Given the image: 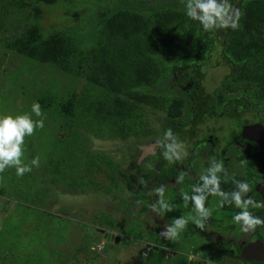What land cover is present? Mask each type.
Here are the masks:
<instances>
[{
	"label": "trees",
	"instance_id": "1",
	"mask_svg": "<svg viewBox=\"0 0 264 264\" xmlns=\"http://www.w3.org/2000/svg\"><path fill=\"white\" fill-rule=\"evenodd\" d=\"M57 1L8 0L17 9L29 6L34 19L40 18L41 8L38 4H54ZM230 2L242 13L240 26L234 31L203 32L196 21L184 15L183 3L170 6L166 0H151L147 5L144 2L135 5V0H122L111 10L104 9L105 15H98L95 43L82 53V59L71 34L54 30L42 37L37 22L26 23L25 31L11 37L5 43V48L20 55L25 61L53 64L64 72H79L80 61L84 60L86 68L81 76L85 82L79 92H72L67 98L59 97L55 102L54 95L47 97L38 94V91L35 100L41 107L52 111L49 113L52 118L62 119L61 128L79 125L93 135L106 139L129 137L134 150H138L140 145H144L145 150L152 147L144 162L147 170L142 173L141 180L145 183L153 176L152 184L158 186L172 179L177 174L176 165L186 160L169 165L161 158V149L156 147V140L147 134L151 128L142 113L144 104L154 111L152 121L153 126L156 125L154 130L159 133L157 140L161 139L168 128L180 140L197 139L198 142L191 139L189 142L192 144L185 145L189 154L198 143H202V140H198L200 138L195 137V128L203 123L206 116L233 118L235 121L246 113V119L253 121L258 111L264 109V0ZM9 11L6 8L0 11V32ZM76 58L78 62L73 67L72 62ZM213 65L228 69L221 82H240L243 84L242 92L225 95L221 91V82L216 90L205 91L204 74ZM161 73L175 78L173 87H179V94L164 97L153 90L161 87V82L156 88L154 86ZM217 111L219 116H215ZM203 134L201 138L204 139L207 131ZM66 135L72 137L75 133L70 131ZM72 143L68 142L65 135L64 139L58 135L51 140V151L44 165V171L49 177L45 187L55 181H64L72 189L82 186L98 188V183L89 177L93 173L105 171L109 184L104 190L107 193L111 190L117 192L115 188L119 179L112 170L119 168L111 165L103 153H89L83 157V152ZM79 168L82 172L78 174ZM233 177L242 179L235 175L229 178L222 175L221 185L224 190L232 189ZM198 178L189 180L190 185L197 183ZM244 180L250 182L249 179ZM142 187L140 183V187L129 198L134 206L148 205L151 188ZM209 202L210 197L206 200V206ZM188 207L190 204L185 206L183 203L181 206L182 209ZM237 211L232 206H225L221 210L222 213H229L223 215L228 218ZM250 211L261 217L255 210ZM101 221V228L105 226L110 229L113 225L111 219ZM168 243L173 246L172 242ZM169 249L172 250L169 247H151L142 264H193L192 260L191 263L187 262L183 255L166 259V250L168 252Z\"/></svg>",
	"mask_w": 264,
	"mask_h": 264
},
{
	"label": "rangeland",
	"instance_id": "2",
	"mask_svg": "<svg viewBox=\"0 0 264 264\" xmlns=\"http://www.w3.org/2000/svg\"><path fill=\"white\" fill-rule=\"evenodd\" d=\"M120 1L122 0H59L54 4L37 3L41 8V14L39 19H34L29 6L17 9L8 0H0V11L4 8L10 10L0 32V113L12 115L30 113V106L36 101L38 91V94L47 97L54 95L56 97L54 101L57 102L59 97L67 98L72 92H79L85 82L81 76L86 68L84 60L80 61V70L75 73L64 72L49 63L25 61L20 55L5 48V43L10 41L11 37L21 34L26 23L37 22L42 37L54 30L71 34L82 59V53L95 43L98 15H105L104 9L111 10ZM135 1V5H139L140 2L147 5L151 2ZM166 1L170 6L182 3L181 0ZM77 62L76 58L72 66L76 67ZM227 71L228 69L221 65L210 66L204 74L205 91L216 90ZM160 82L161 87L157 89ZM154 84L156 89L153 90L164 97L180 93L179 87H173L175 78L171 76L161 73ZM221 86V91L225 95H234L243 90V84L234 80L223 82ZM41 110L45 118V127L42 131H36L32 137L26 138L24 146L25 162L39 158V167L23 177L13 175L14 169H6L0 173V264H142L145 258L141 256V252L145 253L146 247L150 249L153 246L167 249L169 247L173 251H178L175 253L176 258L183 255L189 263L191 260L193 264L206 262L208 256L206 250L210 244L213 245L212 226L221 223H217L212 217L208 219L204 230L196 228L189 220L187 229L181 233L173 246L158 236V233L171 223L173 217L194 215L189 207L181 208L182 189L174 182L175 177L162 184L165 198L173 204L178 201L172 212L165 215L153 212L150 205L157 199L155 195H151L147 200V206L142 204L134 206L129 202L132 193L140 187L141 175L145 172L144 145L134 150L131 148L129 137L106 139L93 135L91 131L79 125L61 128L60 117L52 118L49 114L52 111L46 107H41ZM142 113L151 128L147 134L157 141L159 133L153 128L156 126H153L152 121L153 109L144 104ZM215 116H219L218 111ZM234 125L235 122L228 119L206 116L203 123L195 128V133L201 138L204 131H212L221 137L222 134L224 136L229 134V128ZM70 131L75 135L72 137L66 135ZM58 135L63 139L65 135L70 143L73 141V146H77L83 152L81 153L83 157L89 153H103L111 165H116L119 169L112 171L119 179L115 188L117 192L111 190L107 193L104 190L109 184L105 171L93 173L89 177L91 181L98 183V188L82 186L72 189L64 181H55L45 187L49 179L44 171L51 151L49 144ZM190 140L182 141L185 145H191ZM203 141L207 149L190 150L187 157V163L193 167L195 174H201V171L209 166L211 158L208 153L214 144L213 138L209 137ZM80 169H77L78 174L82 172ZM109 170L110 168L107 169ZM148 187L153 189L150 177L142 188ZM211 200L212 204L214 202L216 204V197L211 196ZM105 219H111L113 225L110 229L100 227L103 226L101 220ZM100 229H107L118 236L117 242L105 243L98 231ZM223 230L226 229L222 228ZM241 232L240 228H237L226 234V237L239 235ZM192 247L197 250V254L193 252ZM23 259L26 263L22 262Z\"/></svg>",
	"mask_w": 264,
	"mask_h": 264
},
{
	"label": "clouds",
	"instance_id": "3",
	"mask_svg": "<svg viewBox=\"0 0 264 264\" xmlns=\"http://www.w3.org/2000/svg\"><path fill=\"white\" fill-rule=\"evenodd\" d=\"M184 5V15L196 21L203 32L214 33L220 30H236L242 15L240 9L234 7L230 0H181ZM35 117V119L33 118ZM45 127L41 105L33 101L30 113L3 114L0 113V173L6 169H14L17 177H23L38 168L39 158H33L27 163L24 160L25 139L30 138L36 131ZM156 147L161 149V158L169 165L179 164L189 156L188 148L178 138L171 128L163 132L161 139L156 141ZM226 172L221 160L210 158L209 166L199 175L198 182L190 185V190L180 194L181 201L188 206L194 215L188 217L179 215L173 217L171 223L166 225L158 236L167 242H176L184 232L191 220L192 224L204 230L208 219L212 217V209L206 206L210 196L217 198L216 206L223 208L232 206L238 211L231 217L234 224H238L240 231L253 232L258 226L264 225V219L254 215L251 209L264 207V203L252 199L249 195L250 184L244 179H231L232 189L229 191L221 187V177ZM186 173L181 172L175 177V183H183ZM140 183L143 185L144 181ZM149 195L157 199L150 205L153 212L165 215L175 208L165 198L163 185L154 187Z\"/></svg>",
	"mask_w": 264,
	"mask_h": 264
},
{
	"label": "flooded vegetation",
	"instance_id": "4",
	"mask_svg": "<svg viewBox=\"0 0 264 264\" xmlns=\"http://www.w3.org/2000/svg\"><path fill=\"white\" fill-rule=\"evenodd\" d=\"M246 117V113H243L239 118H236L234 121L235 125L229 128V134H226L225 136L222 134V136L220 135L221 137H219V135L215 132L207 131V137L204 139H208L209 137L213 138L214 144L208 154L211 158L214 157L215 159L223 162L224 168L226 169V172H228L227 176L225 175L226 172L223 175L226 178L235 175L236 177L242 179H249V195L252 199L264 203V109L258 111L257 117L253 121H248ZM228 120L233 121L234 119L229 118ZM256 124L259 125V127L256 128L254 132H251L249 135L244 132V127ZM191 139L197 141V139ZM204 139H198L202 140V143H198L193 151L207 149L203 143ZM151 151L152 147L144 151L146 153V157L145 160H143V163L146 161ZM185 160L186 161L184 163L176 165L177 174L174 176H178L181 172L186 173L183 183L178 184L181 186L183 192L188 191V187L190 185L189 180L192 181L200 175L195 174L193 167L187 163L188 159L185 158ZM145 170H147V167ZM150 178L152 184L153 176H150ZM156 186L157 184L154 185L153 188ZM221 187L224 189L223 185H221ZM207 207H212V218L216 220L217 223H221L216 224L214 222L215 224L212 226V233L218 235L214 236V234L211 233L213 245L210 244L207 248L206 253L208 256L206 262H201V264H264V225L258 226L253 232H241L239 235L226 237V234H230V232L240 228L239 225L234 224L231 217L228 218L223 216L224 214L226 216L229 213H222V208L217 207L215 202L212 204L211 196ZM253 210H255L261 218L264 219V207L255 208ZM215 213H218L219 215L217 216ZM222 228H225L226 230L222 231ZM100 230L102 231H98L101 233L105 243H115V241L107 240L103 236L104 232H112L107 229ZM145 245L147 246V244ZM153 247L155 248L156 246ZM146 248L147 251L145 253L141 252V256H143V258H146L149 255V249L148 247ZM192 249L193 252L196 253L197 250L193 247ZM176 252L178 251L169 249L166 255H168V258L171 256L175 257ZM192 263H194L193 260Z\"/></svg>",
	"mask_w": 264,
	"mask_h": 264
},
{
	"label": "water",
	"instance_id": "5",
	"mask_svg": "<svg viewBox=\"0 0 264 264\" xmlns=\"http://www.w3.org/2000/svg\"><path fill=\"white\" fill-rule=\"evenodd\" d=\"M259 125H253V126H247V127H244V132H246L247 135H249L251 132H254L256 128H258ZM245 134V133H244ZM99 231H102V230H99ZM103 236L105 239L107 240H113V241H117L118 240V236H114V234L112 233H106L104 232L103 233Z\"/></svg>",
	"mask_w": 264,
	"mask_h": 264
}]
</instances>
